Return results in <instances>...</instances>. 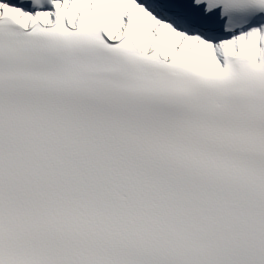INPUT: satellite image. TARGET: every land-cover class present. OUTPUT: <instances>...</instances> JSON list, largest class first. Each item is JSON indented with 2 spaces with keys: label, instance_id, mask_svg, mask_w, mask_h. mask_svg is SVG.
<instances>
[{
  "label": "snow or ice",
  "instance_id": "obj_1",
  "mask_svg": "<svg viewBox=\"0 0 264 264\" xmlns=\"http://www.w3.org/2000/svg\"><path fill=\"white\" fill-rule=\"evenodd\" d=\"M0 264H264V0H0Z\"/></svg>",
  "mask_w": 264,
  "mask_h": 264
}]
</instances>
